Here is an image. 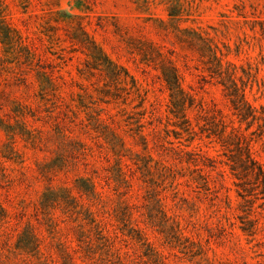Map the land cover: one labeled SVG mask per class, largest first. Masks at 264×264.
Listing matches in <instances>:
<instances>
[{"label":"rangeland","instance_id":"rangeland-1","mask_svg":"<svg viewBox=\"0 0 264 264\" xmlns=\"http://www.w3.org/2000/svg\"><path fill=\"white\" fill-rule=\"evenodd\" d=\"M0 20V264H264V200L226 163L239 128L264 169L261 121L206 69L249 74L264 115V0H0Z\"/></svg>","mask_w":264,"mask_h":264},{"label":"trees","instance_id":"trees-1","mask_svg":"<svg viewBox=\"0 0 264 264\" xmlns=\"http://www.w3.org/2000/svg\"><path fill=\"white\" fill-rule=\"evenodd\" d=\"M176 15L177 14L172 12L169 13V16L172 18ZM0 22H4L5 28H0V30L1 33L4 34V39L7 40L8 34L11 32L9 30L10 27L5 24V21L0 20ZM27 53L29 61H34L35 57L33 49L29 48ZM97 54L104 57V60L107 63V65L103 67L105 75L110 78L115 77V79L118 80L120 77L117 72L120 70L124 71L126 76L128 75L122 67L111 62L99 48L97 50ZM96 60L98 59L96 58ZM96 60L94 61L97 62ZM212 60L213 70L211 68V70H209V68L206 69L211 77H214L215 75L218 77V83L221 85L223 94L228 99L233 110V114L237 117L238 122H244L246 124V128L249 129V127H251L255 122L261 121L257 124V134L261 135L264 133V128H261L264 125V115L257 113V108L248 101L246 96L249 74L244 73V76L239 75L237 67L233 63L224 60L222 54L218 55L214 51L212 52ZM160 69L161 78L164 81V86L169 94V111L175 118L184 117L186 107L189 105V103H187L188 96L179 83L176 70L171 64L165 68L161 66ZM131 82L132 86L136 88V83L133 79ZM136 90L138 89L136 88ZM255 132L256 131L252 133ZM230 134H232V136H237V138L242 140L238 146H235V154L233 156H228L227 158L228 162L226 163L231 174L238 181H241V177L250 179L254 184V186L251 187V191L253 192L251 195L255 198H261L264 200V169L262 165L252 157L248 134L240 131L239 128H233ZM236 185L243 189L240 182ZM244 191L246 190L244 189ZM242 229L245 231L244 228Z\"/></svg>","mask_w":264,"mask_h":264}]
</instances>
